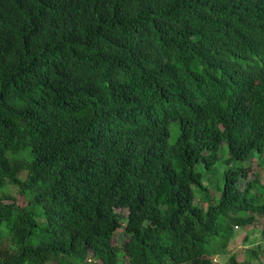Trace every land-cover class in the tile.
I'll return each instance as SVG.
<instances>
[{"label": "trees", "instance_id": "trees-1", "mask_svg": "<svg viewBox=\"0 0 264 264\" xmlns=\"http://www.w3.org/2000/svg\"><path fill=\"white\" fill-rule=\"evenodd\" d=\"M263 157L264 0H0V264H216Z\"/></svg>", "mask_w": 264, "mask_h": 264}, {"label": "rangeland", "instance_id": "rangeland-1", "mask_svg": "<svg viewBox=\"0 0 264 264\" xmlns=\"http://www.w3.org/2000/svg\"><path fill=\"white\" fill-rule=\"evenodd\" d=\"M172 136L171 140L173 141ZM224 153V151H223ZM252 170L247 179L241 181L240 187L244 189L248 182H253L257 175L262 184H264V157L260 162L252 160ZM201 169V168H200ZM227 167L222 162L215 166L214 172L207 173L203 177V184L210 190L212 199L219 197L217 186L221 174ZM203 169L201 172L203 173ZM255 173V175H253ZM220 182V181H219ZM16 193V191H13ZM205 208V205L202 204ZM121 217L123 224L127 222V215ZM235 239L228 245L227 256L236 255L239 262H248L249 264H264V240L262 233L264 231V218H257L255 222L245 228H234ZM252 252L257 253V258L253 257ZM227 256L217 257L216 264H227Z\"/></svg>", "mask_w": 264, "mask_h": 264}]
</instances>
